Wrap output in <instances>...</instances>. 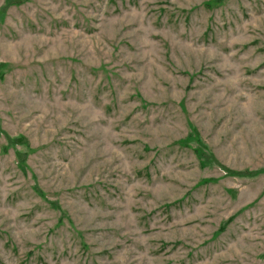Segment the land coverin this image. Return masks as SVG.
Instances as JSON below:
<instances>
[{
    "label": "rangeland",
    "instance_id": "obj_1",
    "mask_svg": "<svg viewBox=\"0 0 264 264\" xmlns=\"http://www.w3.org/2000/svg\"><path fill=\"white\" fill-rule=\"evenodd\" d=\"M0 264H264V0H0Z\"/></svg>",
    "mask_w": 264,
    "mask_h": 264
},
{
    "label": "trees",
    "instance_id": "obj_2",
    "mask_svg": "<svg viewBox=\"0 0 264 264\" xmlns=\"http://www.w3.org/2000/svg\"><path fill=\"white\" fill-rule=\"evenodd\" d=\"M10 142H11V143H19V144H20V142L17 141V140H12V139H10Z\"/></svg>",
    "mask_w": 264,
    "mask_h": 264
}]
</instances>
